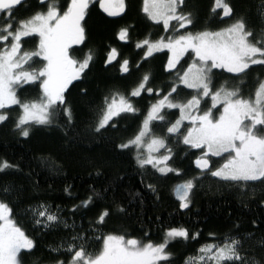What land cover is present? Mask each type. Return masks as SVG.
I'll use <instances>...</instances> for the list:
<instances>
[{
  "label": "snow or ice",
  "instance_id": "1",
  "mask_svg": "<svg viewBox=\"0 0 264 264\" xmlns=\"http://www.w3.org/2000/svg\"><path fill=\"white\" fill-rule=\"evenodd\" d=\"M96 3L109 17L127 14L129 7L126 0H96ZM90 6L96 7L93 0H34L31 4L29 0H0V125L8 122V106L17 105L20 113L13 128L20 136L29 137L34 126H49L63 118V125L58 126L69 137L74 111L67 102L66 90L73 81H83L96 58L91 48L82 58L73 56L76 49L72 46L87 41L86 17L91 12ZM21 7L34 10L21 18L16 15ZM187 8L188 0H142L140 11L148 21L162 24L164 34L155 40L151 35L137 40L135 48L143 53L140 58L143 62L166 50L162 71L170 77L165 85L167 91L165 87L149 86L151 72H145L130 91L110 90L97 109L92 130L99 134L116 129L118 120L114 118L123 119L121 114L143 116L134 134L114 145L115 150H134L141 184L143 173L149 168L153 175L159 174V179L173 173L183 175L180 168L171 164L174 152L169 141L185 146L190 155L191 150H197L199 155L194 160L197 175L173 188L178 210L189 209L199 180L208 176L237 189L245 207L251 200L264 206V78L258 75L253 89L244 94L246 78L253 66H260L264 72V0H260L257 8L258 27L250 23L247 13L237 15L230 0H213L209 15L220 16L221 23L224 18L231 23L217 30L205 28L194 32L189 27L195 26L197 13ZM116 37L130 43L131 26L120 27ZM25 38L33 42L31 49H25L28 42ZM101 58L106 71L114 62L119 65V79L124 78L123 74H131V60L121 59L116 47L107 48ZM141 66L138 61L136 70ZM223 73L229 75L217 85L215 77ZM24 85H38L39 96L22 101L17 88ZM185 89L190 93L181 97ZM87 91L81 88L85 95ZM145 92L154 99L143 112L134 98H143ZM170 110H178L175 120L169 119L175 114ZM157 127L163 129L161 134L154 131ZM213 157L222 163L214 166ZM13 168L18 169V165L0 161V173ZM100 174L98 169L97 175ZM146 188L159 200L154 183H147ZM64 191L71 195L70 186ZM18 195L15 185L5 184L0 189V264H25V257L33 256L36 250V241L13 218L9 197ZM99 195L94 192L73 204L72 215L88 209ZM143 204L141 199L142 209ZM113 211L128 214L123 202L113 199L110 206L103 207L89 221L87 228L78 229L74 222L68 223L60 205L37 201L24 209L34 231L64 230L59 244L47 246L48 257L43 264H173V254L168 250L170 242L178 238L195 240L200 235L199 231L190 232L185 227H165L163 239L154 242L148 232H143L141 238L127 232L104 233L102 229ZM209 236L215 239L201 244L183 264H264V235L252 246L249 242L254 233L242 232L239 223H233L221 237L215 233ZM101 241V247L93 248Z\"/></svg>",
  "mask_w": 264,
  "mask_h": 264
},
{
  "label": "trees",
  "instance_id": "2",
  "mask_svg": "<svg viewBox=\"0 0 264 264\" xmlns=\"http://www.w3.org/2000/svg\"><path fill=\"white\" fill-rule=\"evenodd\" d=\"M141 1L126 0L129 5L127 14L109 17L99 9L96 0H93L96 7L90 6L91 12L86 17L87 41L72 47L76 49L73 52L74 57L82 58L91 48L96 52V58L90 65V70H86L87 75L83 76V81H73L66 90L67 102L74 111V124L69 137H65L63 129L58 126L63 125V118L49 126H34L29 137L20 136L13 128L20 113L17 105L8 107V122L0 125V161L7 160L18 165V169L0 173V189H3L5 184L15 185L19 195L9 197L14 209L13 216L18 218L37 245L33 256L25 257V264H43L48 257L47 246L59 244L64 235V230H33L32 221L25 215L24 209L29 203L34 206L37 201H47L53 206L60 205L63 209L62 215L68 219L69 224L74 222L78 229L87 228L89 221L103 207L110 206L115 199L123 202L128 208V214L120 215L113 211L102 229L104 233L127 232L141 238L143 232H148L154 242H160L165 227H185L190 232L199 231L200 235L195 240L184 241L178 238L170 242L168 250L173 254V264H183V260L193 255L201 244L215 239L209 236V233L221 237L233 223H239L242 232L254 233V239L249 242L252 246L264 235V206H260L256 200H251L245 207L240 202L237 189L228 188L210 176L199 180L189 209L178 210L179 202L173 188L184 179L197 175L199 170L194 164V159L199 155L197 150H191L193 154L190 155L183 145L171 146L174 152L171 164L180 168L183 175L178 177L173 173L167 178L159 179V174L153 175V170L149 168L143 173L144 184H141V170L136 167L134 150L119 151L114 149V145L134 134L143 119L142 115L133 118L131 114H121L123 119L114 118L118 120L116 129L110 128L99 134L92 130L97 119V109L104 95L110 90L130 91L145 72H151L153 76L149 86L165 87L169 84L170 77L162 71V65L167 59L164 54L166 51L154 53V59L149 58L147 62H143L140 59L143 53L135 48L137 40L149 35L156 39L164 30L161 24L156 25L146 19L140 11ZM33 2L34 0H29L30 4ZM230 3L237 15L241 12L247 13L250 23L257 24L258 27L256 13L260 0H230ZM212 4L213 0H188V8L185 10L193 9L197 13L195 26H190L189 30H217L231 23L227 18L221 23L220 16L212 18L209 15ZM33 10L21 7L16 15L23 18ZM125 25L131 26L130 43L120 41L116 37L119 28ZM25 39L28 40L24 45L25 49H31L33 42ZM109 47H116L121 59L127 57L131 60L130 75L123 74L124 78L119 79V65L115 62L113 67L105 70L101 57ZM138 61L142 66L136 70ZM253 67L254 70L246 78L245 95L253 89L258 75L264 78L260 66ZM228 75L218 74L215 77L216 84L223 83ZM22 87L17 88L22 101L39 96L38 85ZM81 88H87V95L81 92ZM189 93L190 90L185 89L181 92V97ZM142 97L134 98V103L146 112L150 100L154 97H150L146 92ZM154 131L157 133L156 128ZM98 169L100 175H97ZM149 182L157 186L159 200L147 190L146 184ZM66 186H70L71 195L65 193ZM106 189L108 191H105ZM94 192L100 193L94 203L88 209H82L72 215V205L78 204L89 195H94ZM141 199L144 201L143 209L140 206ZM156 217L160 219L157 220ZM253 221L256 223L253 224ZM101 242L94 244L93 248H98Z\"/></svg>",
  "mask_w": 264,
  "mask_h": 264
},
{
  "label": "rangeland",
  "instance_id": "3",
  "mask_svg": "<svg viewBox=\"0 0 264 264\" xmlns=\"http://www.w3.org/2000/svg\"><path fill=\"white\" fill-rule=\"evenodd\" d=\"M141 5H142V1H141ZM162 25V24H161ZM163 26V25H162ZM163 34H164V30H163ZM162 34V35H163ZM159 38V37H158ZM158 38H156V39H158ZM155 40V39H154ZM164 51H166V50H164ZM37 59H39V58H37ZM190 59V58H189ZM185 67H186V64L184 65ZM23 88V87H22ZM28 93H29V91H27ZM182 96V95H181ZM209 103H210V101H209ZM10 106H13V105H9L8 107H10ZM172 112H174V110H172ZM179 115V112H178V110H176V113H175V115H172V116H170L169 117V119L170 120H175L176 119V117ZM185 123H187V121H185ZM156 131H157V133H162L163 132V129L162 128H160V127H157L156 128ZM156 133V134H157ZM169 145H170V147L172 146H178L179 144H177L174 140H172V141H169ZM214 161H215V165L214 166H219V164L220 163H222V161L219 159V158H216V157H213L212 158ZM195 160V159H194ZM13 218L15 219V220H17L18 221V218L17 217H15V216H13ZM19 222V221H18ZM20 223V222H19ZM21 224V223H20ZM102 246V242H101V245L99 246V247H101ZM98 247V248H99Z\"/></svg>",
  "mask_w": 264,
  "mask_h": 264
},
{
  "label": "flooded vegetation",
  "instance_id": "4",
  "mask_svg": "<svg viewBox=\"0 0 264 264\" xmlns=\"http://www.w3.org/2000/svg\"><path fill=\"white\" fill-rule=\"evenodd\" d=\"M25 263H26V258H25Z\"/></svg>",
  "mask_w": 264,
  "mask_h": 264
}]
</instances>
